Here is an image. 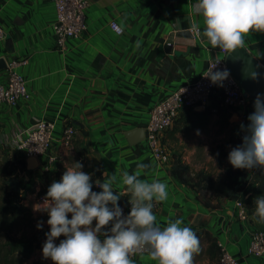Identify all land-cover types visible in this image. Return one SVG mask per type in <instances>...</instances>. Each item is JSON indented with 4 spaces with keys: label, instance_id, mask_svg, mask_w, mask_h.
<instances>
[{
    "label": "crops",
    "instance_id": "1",
    "mask_svg": "<svg viewBox=\"0 0 264 264\" xmlns=\"http://www.w3.org/2000/svg\"><path fill=\"white\" fill-rule=\"evenodd\" d=\"M194 4L195 0H87V29L59 47L51 1L0 0L5 32L0 38V57L20 61L18 69L32 93L30 100L15 105L0 103V148L12 149L25 158L17 148L19 143L39 121L53 122L51 147L46 155L49 167L39 164L30 171H48L52 183L61 179L66 165L82 160L83 170L92 173L93 180L103 179L101 173L105 170L116 172L114 191L124 193L121 199L130 196L121 182V173L136 170L137 161L148 163V169L140 170L142 179L168 182V199L155 202L153 209L160 223L183 217L194 231L208 230L238 264H264V254L249 253L251 233L261 227L260 221L240 219L235 200L203 195L181 182L170 173L171 163L155 159L146 139L133 143L127 135L136 128L146 129L157 102L199 79L208 63L222 55L219 47L211 46L194 29L188 32L190 37L176 36L177 41L167 43L171 34L181 33L189 25L203 28V18ZM112 20L124 28L123 33L110 27ZM243 46L264 70V32L250 30ZM6 76V69L0 70V80ZM254 100L248 98L239 110L246 115L242 121L245 125L254 111ZM180 117L164 135L167 150L171 154L184 150L185 155L195 154L199 148L206 152L209 145L204 140H215L219 116L214 114L203 126H192L189 117ZM69 123L76 132L70 143H65L62 137ZM237 129L240 141L235 146L242 142ZM184 159L189 161L188 156ZM134 260L136 264H157L147 252Z\"/></svg>",
    "mask_w": 264,
    "mask_h": 264
},
{
    "label": "clouds",
    "instance_id": "2",
    "mask_svg": "<svg viewBox=\"0 0 264 264\" xmlns=\"http://www.w3.org/2000/svg\"><path fill=\"white\" fill-rule=\"evenodd\" d=\"M194 7L203 18V28L189 25L184 31L201 32L213 47L237 50L250 30L264 32V0H195ZM203 75L222 87L230 70L215 65ZM250 75L257 79L259 73ZM247 119L246 125L240 124L242 142L231 148L228 161L234 168L264 170V92L256 94L254 111ZM149 167L137 161L136 170L121 173L130 194V210L125 213L120 203L124 193L114 191L116 172L105 170L103 179L93 180L81 161L66 165L61 179L48 186L42 202L32 205L33 211L48 215L50 229L45 232L43 257L54 264H136L131 254L147 251L157 264H193L200 239L183 217L163 224L158 221L153 209L155 202L168 199V182L142 179L140 170ZM94 185L100 190H93ZM253 216L264 222V194L254 197ZM36 227L42 229L44 221L38 220ZM62 234L64 238L57 243Z\"/></svg>",
    "mask_w": 264,
    "mask_h": 264
},
{
    "label": "built area",
    "instance_id": "3",
    "mask_svg": "<svg viewBox=\"0 0 264 264\" xmlns=\"http://www.w3.org/2000/svg\"><path fill=\"white\" fill-rule=\"evenodd\" d=\"M55 7L56 18L53 23V31L59 47H64L69 39L79 37L87 29L86 7L87 0H49ZM110 27L118 34L123 33L124 28L116 21L110 22ZM5 36L1 24L0 13V38ZM222 55L211 60L203 74L206 73L210 66L217 68L227 67L226 55L228 50H222ZM6 68L7 76L0 80V103L7 102L12 105L20 101L30 100L32 93L27 86V80L18 69L20 61H7ZM229 69V68H228ZM215 70V69H214ZM201 75L199 79L192 83H187L178 89L172 91L169 95L157 102L150 111V118L145 131V139L149 148L155 157L160 162L171 163L172 154L164 145L163 139L166 131L174 124L175 120L181 113L189 108L205 109L213 100L219 101L222 105L229 107L237 120L245 121L246 115L239 113V110L247 102V97L242 93L239 82L233 77L230 72L229 77L223 82V86L213 84L209 78ZM216 111L215 108H213ZM55 124L48 121H39L36 126L31 129L27 137L19 143L17 148L23 152V156L36 157L39 164L48 168L49 165L47 152L51 147L52 131ZM76 132L72 124L64 128L62 141L70 143ZM244 132L240 129L239 136L242 138ZM82 161V160H80ZM43 196L39 197L42 202ZM128 199L120 201L124 207V212L130 210ZM239 207V218L242 220L248 219L247 212L240 201H236ZM220 254L218 264H238L237 259L232 255L226 247L219 243ZM133 252L131 258L134 259L141 253ZM249 253L253 255L264 254V231L262 228H255L250 236Z\"/></svg>",
    "mask_w": 264,
    "mask_h": 264
},
{
    "label": "trees",
    "instance_id": "4",
    "mask_svg": "<svg viewBox=\"0 0 264 264\" xmlns=\"http://www.w3.org/2000/svg\"><path fill=\"white\" fill-rule=\"evenodd\" d=\"M214 114L227 115L229 117L233 115V112L229 107L222 105L219 101L213 100L205 109L196 110L194 107H189L179 117H189L190 125L192 126H203L208 124ZM228 153L229 151L227 149L220 153V156L223 155L226 161L224 175L221 178L216 179L212 175L203 172H200L197 176L189 177V165L181 161H175L174 158H172L170 173L181 182L197 190L202 183H207L208 187L214 190L218 197L226 196L230 200L240 201L248 217L256 219L253 216L254 197L264 194V170L258 168L251 170L234 168L227 161ZM13 154L16 158V169L25 175L15 173V171L4 168L3 166L0 167L1 170L3 168L4 176L0 189V225L7 230L22 225L29 227L33 224L35 220L34 213L25 203V200L31 193H36L39 197H44L48 186L51 184L50 173L44 171L40 177V188L37 190V187H31L30 180L28 179L31 171L27 167L26 159L18 157L14 151ZM93 190L99 191L100 189L94 185ZM21 191H23V195H21ZM122 200L126 199H121L120 201ZM260 228L264 231V222H261ZM8 232L10 231H7L5 240L0 243V264H20L21 260L18 258V254H21L23 256L22 258L28 257L32 254L36 246L43 244L41 238L46 240L45 233L40 238L37 234L15 238L11 237ZM195 232L199 239L204 237L208 244L207 253L210 258L209 264H216L219 258L218 254H220L217 238L206 229ZM58 238L63 239V234Z\"/></svg>",
    "mask_w": 264,
    "mask_h": 264
},
{
    "label": "rangeland",
    "instance_id": "5",
    "mask_svg": "<svg viewBox=\"0 0 264 264\" xmlns=\"http://www.w3.org/2000/svg\"><path fill=\"white\" fill-rule=\"evenodd\" d=\"M217 116H219V118H217L215 123L216 138L214 141H212V139H209L208 141L207 139L204 140L205 141L204 144L206 146L209 145L206 152H204L205 148L204 149L199 148L198 150L199 152L191 155H187V154L185 155L183 153L185 152L184 150L181 151L177 150L176 152L172 153V158H174L175 161H181L189 165L190 167L189 177L197 176L199 175L200 172H203L212 175L216 179L221 178L224 175V170L226 166V161L223 155L220 156L221 151H224L226 149L227 151H230L231 148L235 146V143H239L240 141L239 138H236V134L238 130L237 128H240V124L242 121L235 119L233 115L229 117H227V115H217ZM228 142L230 144H228ZM212 144L214 145L212 146ZM184 145H186V143H184ZM184 156L189 157L188 162L184 159ZM15 161L16 158L13 154L12 149L0 148V167L3 166L4 168L15 171V173H20V175H25L24 173L16 169L17 164ZM2 170L0 169V189H1L2 181L4 179ZM37 173L38 174H34L32 172L29 173L28 179L30 180L31 187H38L40 185V177L42 175L40 169L38 170ZM198 191H200V193L203 195L215 194V191L211 190L208 187L207 183H202ZM29 197H30L28 200L29 207H32V205L36 202H41L37 199L38 196L35 197L33 194H30ZM0 198H1V191H0ZM33 213L35 220L33 224L30 225L29 227L22 225L20 227H14L11 230H7L5 227L0 225V243L5 240L6 238L5 235L7 231H10L8 232L9 235L15 238H19L21 236L27 237L29 235L31 236V234H37L39 235L40 238L41 235H44L46 230L50 228V226L46 222L48 219V215L47 213H42L38 211H33ZM38 220L44 221V227L42 229H37L36 227ZM41 239H42L41 242L44 243L45 239L44 238ZM60 239L61 238H57L56 241H59ZM42 245L36 246L32 254L28 257L22 258L23 256H21V254L20 255L18 254V258L21 260L20 264H54V262L50 258L45 259L43 257ZM207 247L208 244L205 238L202 237V239H200V250L193 254V264H209L210 258L207 253Z\"/></svg>",
    "mask_w": 264,
    "mask_h": 264
},
{
    "label": "water",
    "instance_id": "6",
    "mask_svg": "<svg viewBox=\"0 0 264 264\" xmlns=\"http://www.w3.org/2000/svg\"><path fill=\"white\" fill-rule=\"evenodd\" d=\"M176 36L190 37L188 32L182 31L181 33L171 34L167 39V43L173 44ZM226 61L231 74L239 82L245 97L255 98L258 92H264V70L243 45L237 50L231 49L226 55ZM7 66L6 58L0 57V70L6 69ZM252 71L259 73L257 79L251 78L250 73ZM127 135L131 142L137 143L145 139V129L136 128L129 131ZM26 161L29 170H34L39 166L36 157H28Z\"/></svg>",
    "mask_w": 264,
    "mask_h": 264
}]
</instances>
